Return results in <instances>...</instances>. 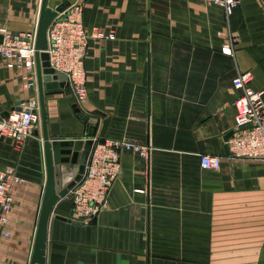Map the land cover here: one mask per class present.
I'll use <instances>...</instances> for the list:
<instances>
[{
	"label": "crops",
	"instance_id": "obj_1",
	"mask_svg": "<svg viewBox=\"0 0 264 264\" xmlns=\"http://www.w3.org/2000/svg\"><path fill=\"white\" fill-rule=\"evenodd\" d=\"M84 2L83 23L115 39H91L85 60L88 97L82 111L98 120L99 139L150 145V160L122 152L109 206L95 222L73 218L70 195L54 208L46 264H260L264 262V163L230 157L233 87L239 73L264 91V0L225 10L204 0H50ZM42 0H0V30L38 27ZM1 35V34H0ZM233 41L234 54L225 52ZM24 105L40 109L37 90L0 59V119ZM51 139H80L79 119L62 89L45 90ZM200 155L221 168L200 167ZM14 167L11 237L0 264H30L46 168L42 126L21 149L0 138V170ZM78 165L64 167L69 183Z\"/></svg>",
	"mask_w": 264,
	"mask_h": 264
},
{
	"label": "built area",
	"instance_id": "obj_2",
	"mask_svg": "<svg viewBox=\"0 0 264 264\" xmlns=\"http://www.w3.org/2000/svg\"><path fill=\"white\" fill-rule=\"evenodd\" d=\"M222 7L227 17L240 6L239 0H204ZM84 2L72 3L65 12L58 14L48 29V50L51 68L64 74L76 103L81 108L88 97L85 60L91 39L114 40V33L107 34L95 29L91 35L83 23ZM3 42L0 44V59L7 69L20 72L23 87L37 90L36 41L37 28L30 32L13 34L0 30ZM230 41H232L230 39ZM225 52L234 54L233 41L225 46ZM252 73H239L233 87L240 92L234 106L235 127L227 141L230 157L264 163V91L253 86ZM82 109V108H81ZM41 125L40 109L24 105L13 111L6 119H0V138L12 140L15 148L35 138ZM85 172L79 182L70 190L75 221L88 223L97 218L109 206L110 192L121 172L122 152H132L147 162L152 147L133 139H99L93 137ZM200 167L207 171L221 168L219 156L200 155ZM16 168L0 170V244L11 237L9 223L15 205L14 188L26 185Z\"/></svg>",
	"mask_w": 264,
	"mask_h": 264
},
{
	"label": "water",
	"instance_id": "obj_3",
	"mask_svg": "<svg viewBox=\"0 0 264 264\" xmlns=\"http://www.w3.org/2000/svg\"><path fill=\"white\" fill-rule=\"evenodd\" d=\"M71 5L64 1L57 6H51L50 0H42L41 12L37 27L36 41V71L37 88L40 102L42 126V141L46 168V183L42 198L38 226L30 264H46L47 240L49 222L57 203L65 198L70 190L79 182L85 172L86 163L96 134L98 120L82 111L75 101L64 74L56 73L50 66L48 50V29L58 14L63 13ZM3 36L0 35V44ZM62 89L72 102V108L77 117L90 124L88 135L80 139H51L48 133L47 113L45 105V90ZM21 110V109H20ZM9 114L7 115V118ZM232 133L228 136V138ZM68 164L78 165V173L69 183L64 182V167ZM93 219L91 222H95Z\"/></svg>",
	"mask_w": 264,
	"mask_h": 264
},
{
	"label": "rangeland",
	"instance_id": "obj_4",
	"mask_svg": "<svg viewBox=\"0 0 264 264\" xmlns=\"http://www.w3.org/2000/svg\"><path fill=\"white\" fill-rule=\"evenodd\" d=\"M260 264H264V262L263 263H260Z\"/></svg>",
	"mask_w": 264,
	"mask_h": 264
}]
</instances>
